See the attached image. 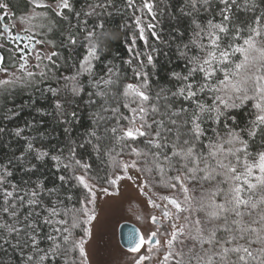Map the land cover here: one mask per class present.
Here are the masks:
<instances>
[{"label":"snow or ice","instance_id":"1","mask_svg":"<svg viewBox=\"0 0 264 264\" xmlns=\"http://www.w3.org/2000/svg\"><path fill=\"white\" fill-rule=\"evenodd\" d=\"M28 3L16 17L0 0V49L15 61L0 54V97L50 94L51 111H35L55 119L65 142L52 153L23 135L32 121L11 130L26 146L0 163V264H89L97 193L113 195L109 187L125 179L152 209L134 213L151 227L129 230L130 264H264V0H183L186 41L179 28L167 39L157 31L165 15L177 20L167 0H126L141 15L121 61L105 56L111 33L102 17L112 15V0H86L79 10L73 0ZM173 43L184 68L153 85L158 45ZM24 107L0 104V119ZM84 108L91 127L74 138ZM89 150L104 177L82 155ZM33 157L55 162L59 187L9 179L17 165L34 173Z\"/></svg>","mask_w":264,"mask_h":264},{"label":"trees","instance_id":"2","mask_svg":"<svg viewBox=\"0 0 264 264\" xmlns=\"http://www.w3.org/2000/svg\"><path fill=\"white\" fill-rule=\"evenodd\" d=\"M28 0H7L11 11L15 13L16 16L25 13L27 11L29 3ZM91 2V0H88ZM114 7L110 8L109 11L112 12L111 16L105 14L102 17L106 23V30L111 33V38L107 40L108 51L105 53L107 59H115L121 61L128 58V44L130 43L131 33L135 29L136 25L134 23V18L137 15H141L140 12H134L132 8H128L126 5V0H112ZM74 6L79 10L86 3V0H73ZM158 7H163L160 4V0H156ZM135 4L139 7L142 4V0H135ZM183 4V0H167V6L173 15L177 17V20H173L170 16L165 15L160 18V22L157 25V31L160 35L167 39L170 34L175 35L173 29L179 28L181 31L185 32V41L187 40V32L190 27L189 19L182 17L179 14V8ZM146 12V10H145ZM239 15L243 16V13ZM71 23H76L74 17L69 14ZM207 14H204L201 19H206ZM143 19H150L146 15ZM94 19L89 20V24L94 23ZM65 27H67V22ZM155 23V21H154ZM122 25H129L130 27H125L121 30ZM138 35V33H137ZM149 36V42H154L150 33H146ZM137 46L139 50H143L144 42L137 40ZM161 49L160 53L156 55V72L157 75L152 78L153 85L159 83L160 85H165L168 83L167 76L170 71L175 70L180 72L184 68L183 61L176 58L175 55V43H173L172 48H165L164 45H158ZM61 53L65 56L68 55L67 49H61ZM164 52H168L169 55L165 56ZM82 96L86 99V93H82ZM52 97L50 94L41 96L40 92H35L31 96L26 93L17 92L13 96L9 97L8 100L3 98L0 104H6L11 107L12 105H25L20 116L13 120H3L0 119V126L6 127L9 132L8 134L0 135V163L6 162V160L13 154L19 155L26 146V140L16 138L11 135V130L16 127H25L26 122L32 121L35 125L33 129H27L23 133L26 137L36 136V146L39 147L43 145L50 152L55 153L59 147L63 146L65 142V135L63 128L59 126L53 117L41 116L36 113L35 109L39 108L43 112L51 111L52 109ZM18 110V109H17ZM81 121L76 124L73 129V137L80 136L85 133L90 127L91 122L88 119V110L86 108L80 111ZM39 133H43L44 136L41 138ZM82 155L89 163L93 165V173L98 172L100 177L105 176L104 171H98L104 168V165L96 160L95 156L91 154V151L83 152ZM32 163L37 165V169L34 173H25L22 171L21 167L17 165L13 168V176L10 177L14 183L23 184L25 180H42L44 184L51 187H59L60 182L57 179L60 173H57L55 168V162L49 157H46L44 161H36L34 157L32 158ZM102 187H109L106 183H101ZM110 188V187H109ZM62 192H66L65 189H61ZM80 189H74L73 195L79 197L81 194ZM161 194H165L164 190H160ZM26 211V209H25Z\"/></svg>","mask_w":264,"mask_h":264},{"label":"rangeland","instance_id":"3","mask_svg":"<svg viewBox=\"0 0 264 264\" xmlns=\"http://www.w3.org/2000/svg\"><path fill=\"white\" fill-rule=\"evenodd\" d=\"M29 8L30 6L25 13L16 17L26 14ZM31 62L35 63L34 60ZM1 99L2 97H0V101ZM130 174L134 178L137 175L135 172ZM109 191L114 194L109 196L102 192L97 193V219L91 225L92 236L86 245L89 264H130L133 254L127 253L119 246L118 227L123 223H129L146 231L147 224L137 221L134 213L143 214L152 211V209L147 208L146 197L140 195L133 180H122L118 188L110 187ZM151 264H156V260L154 259Z\"/></svg>","mask_w":264,"mask_h":264},{"label":"water","instance_id":"4","mask_svg":"<svg viewBox=\"0 0 264 264\" xmlns=\"http://www.w3.org/2000/svg\"><path fill=\"white\" fill-rule=\"evenodd\" d=\"M132 228H136V227L129 223H123L118 227V230H117L119 246L126 252H128L127 251V248H128L127 236H128L129 230Z\"/></svg>","mask_w":264,"mask_h":264},{"label":"flooded vegetation","instance_id":"5","mask_svg":"<svg viewBox=\"0 0 264 264\" xmlns=\"http://www.w3.org/2000/svg\"><path fill=\"white\" fill-rule=\"evenodd\" d=\"M6 2H7V0H6ZM28 2V1H27ZM8 3V2H7ZM10 8V7H9ZM11 9V8H10ZM7 47H12V45H8ZM39 47V46H38ZM0 54H3L4 56H5V58H6V61L9 63V64H11V63H15V61H11L10 60V57H9V53H8V51H7V48H5V49H0ZM31 59V58H30ZM9 70L11 71V70H14V68H11V67H9ZM151 226L150 225H148L147 224V228H146V230L148 229V228H150ZM127 253H129V252H127ZM129 254H132V253H129Z\"/></svg>","mask_w":264,"mask_h":264}]
</instances>
